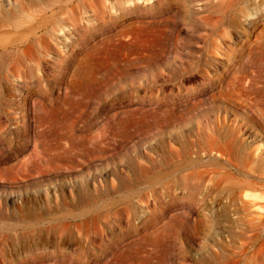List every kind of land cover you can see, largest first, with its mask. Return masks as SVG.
Returning a JSON list of instances; mask_svg holds the SVG:
<instances>
[{
    "label": "rangeland",
    "instance_id": "obj_1",
    "mask_svg": "<svg viewBox=\"0 0 264 264\" xmlns=\"http://www.w3.org/2000/svg\"><path fill=\"white\" fill-rule=\"evenodd\" d=\"M0 264H264V0H0Z\"/></svg>",
    "mask_w": 264,
    "mask_h": 264
},
{
    "label": "bare ground",
    "instance_id": "obj_2",
    "mask_svg": "<svg viewBox=\"0 0 264 264\" xmlns=\"http://www.w3.org/2000/svg\"><path fill=\"white\" fill-rule=\"evenodd\" d=\"M248 183V182H247Z\"/></svg>",
    "mask_w": 264,
    "mask_h": 264
}]
</instances>
